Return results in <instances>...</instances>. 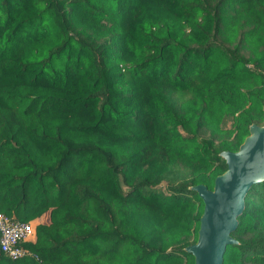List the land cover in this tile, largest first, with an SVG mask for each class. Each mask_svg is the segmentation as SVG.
Listing matches in <instances>:
<instances>
[{
	"label": "trees",
	"instance_id": "1",
	"mask_svg": "<svg viewBox=\"0 0 264 264\" xmlns=\"http://www.w3.org/2000/svg\"><path fill=\"white\" fill-rule=\"evenodd\" d=\"M241 1L0 0V212L38 220L32 256L0 250V264H194L185 248L203 203L190 188L212 189L227 169L219 154L264 122L234 117L237 149L212 152L167 93L203 91L225 107L244 95L236 81L249 36L234 48L221 41L233 22L225 8ZM252 106L264 114V91ZM178 161L195 165L193 181L164 193L161 177ZM232 237L222 264H264V181L246 194Z\"/></svg>",
	"mask_w": 264,
	"mask_h": 264
},
{
	"label": "rangeland",
	"instance_id": "2",
	"mask_svg": "<svg viewBox=\"0 0 264 264\" xmlns=\"http://www.w3.org/2000/svg\"><path fill=\"white\" fill-rule=\"evenodd\" d=\"M225 9L230 18H233V22L231 26L230 23L228 24L231 28L224 33L227 36L222 37L221 41L226 46L234 48L238 46L242 34L245 38L249 36L239 51L246 62V66L240 68V71L244 73H238L240 77L236 81V86L242 88L244 95L226 99L231 106H238L239 109L213 103L211 98L203 91H200L199 94L193 93L183 96L167 93L178 114L183 117L190 115L191 120L187 126V131L197 133L201 143L210 148L212 152H218L222 149H237L238 144L233 127L234 117L243 114L248 118L251 117L256 123L264 122L263 112H259L252 106L255 96L264 91V64L261 66L259 63L256 64L257 60L264 55V0H250L246 3L241 1L234 5L228 4ZM229 15L226 14V16ZM197 17L199 21L204 18L202 14L197 15ZM206 24L207 22L204 21L203 26H206ZM190 28L192 27L188 25L186 20H182L177 24V29L180 30L182 35H185ZM248 31H251V33H248ZM250 69H254L256 73L249 75ZM230 112H234V115L229 114ZM179 130L183 132L181 128ZM176 163L161 177L162 180L157 188L164 193H167L170 186L178 187L190 184L193 181V175L196 174L192 169L195 167L192 162L178 161ZM212 164L204 168V172L208 177L212 176L213 170L217 168L216 164ZM195 171H198V169ZM256 198L259 200V195ZM46 216L44 215L42 218H46ZM29 223L35 228L38 220H31ZM32 239L36 240L35 234ZM185 241L190 242L191 238L187 235L182 242Z\"/></svg>",
	"mask_w": 264,
	"mask_h": 264
},
{
	"label": "water",
	"instance_id": "3",
	"mask_svg": "<svg viewBox=\"0 0 264 264\" xmlns=\"http://www.w3.org/2000/svg\"><path fill=\"white\" fill-rule=\"evenodd\" d=\"M219 156L227 169L214 179L212 189L202 184L190 188L203 203L197 240L185 248L194 264H222L226 248L237 244L232 233L245 208L246 194L264 181V124H251L238 150Z\"/></svg>",
	"mask_w": 264,
	"mask_h": 264
},
{
	"label": "built area",
	"instance_id": "4",
	"mask_svg": "<svg viewBox=\"0 0 264 264\" xmlns=\"http://www.w3.org/2000/svg\"><path fill=\"white\" fill-rule=\"evenodd\" d=\"M35 234L31 223L18 221L11 216L0 212V250L12 261H20L32 256L25 245Z\"/></svg>",
	"mask_w": 264,
	"mask_h": 264
},
{
	"label": "crops",
	"instance_id": "5",
	"mask_svg": "<svg viewBox=\"0 0 264 264\" xmlns=\"http://www.w3.org/2000/svg\"><path fill=\"white\" fill-rule=\"evenodd\" d=\"M34 241H35V239L34 240L32 239L30 242H34Z\"/></svg>",
	"mask_w": 264,
	"mask_h": 264
}]
</instances>
